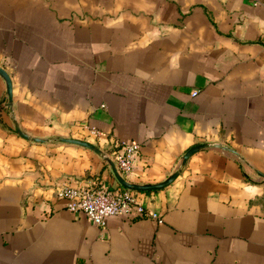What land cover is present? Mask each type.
Wrapping results in <instances>:
<instances>
[{"label":"crops","instance_id":"crops-1","mask_svg":"<svg viewBox=\"0 0 264 264\" xmlns=\"http://www.w3.org/2000/svg\"><path fill=\"white\" fill-rule=\"evenodd\" d=\"M0 67V264H264V0H0ZM104 156L179 171L133 190L161 221L67 209L58 185L126 188Z\"/></svg>","mask_w":264,"mask_h":264},{"label":"built area","instance_id":"built-area-1","mask_svg":"<svg viewBox=\"0 0 264 264\" xmlns=\"http://www.w3.org/2000/svg\"><path fill=\"white\" fill-rule=\"evenodd\" d=\"M195 93V92H193ZM89 133L98 137L102 132L94 127L85 126ZM120 150H113L111 156L118 170L121 173L127 174L131 171L135 152L138 151L140 145L136 142H118L116 147ZM59 196L66 198L67 209L70 212H83L87 219L93 224L104 228L107 220L118 214L131 215L136 213L139 216H149L161 221L157 213L149 212L138 201L136 192L128 188L109 189L99 187L92 184L69 186L61 184L55 187ZM109 207L114 208L111 215L102 217L101 222H97L96 216L107 211Z\"/></svg>","mask_w":264,"mask_h":264},{"label":"water","instance_id":"water-1","mask_svg":"<svg viewBox=\"0 0 264 264\" xmlns=\"http://www.w3.org/2000/svg\"><path fill=\"white\" fill-rule=\"evenodd\" d=\"M0 75L4 78L5 80V83H6V92H7V97H8V103H7V106H11V103H12V83H11V79L8 75V73L0 67ZM18 133L25 137V138H29L33 141H43L41 138H38V137H29L26 133L22 132L19 128H18ZM61 141L63 142H69V143H74V144H78V145H81V146H84V147H87L95 152H97L98 154H101L103 155V152L98 149L94 144L88 142V141H85V140H81V139H77V138H67V137H60L59 138ZM209 145L206 144V143H202V144H197V145H194L192 147H190L182 156V160H181V164H185V162L187 161L188 157L195 151L197 150H200V149H203V148H206L208 147ZM213 147L215 148H224V146H221L219 144H213L212 145ZM105 159L110 163V165L112 166L113 168V171H114V174L116 176V178L118 179V181L126 188L128 189H131V190H136V191H140V190H148V189H158V188H161L167 184H169L170 182L173 181V179L178 175L179 171L176 170L175 172H173L166 180L160 182V183H157V184H134V183H129L127 181H125L120 175L119 173L117 172V169L115 168V165L113 163V161L107 157V156H104ZM264 176V174H262Z\"/></svg>","mask_w":264,"mask_h":264},{"label":"clouds","instance_id":"clouds-1","mask_svg":"<svg viewBox=\"0 0 264 264\" xmlns=\"http://www.w3.org/2000/svg\"><path fill=\"white\" fill-rule=\"evenodd\" d=\"M113 212H114V208L109 207L107 209V211L102 212L100 215H97L95 218H96L97 222L99 223V222H101L103 216L111 215Z\"/></svg>","mask_w":264,"mask_h":264}]
</instances>
